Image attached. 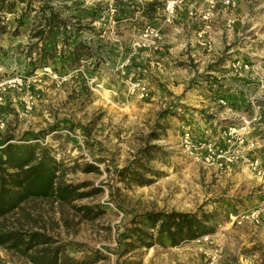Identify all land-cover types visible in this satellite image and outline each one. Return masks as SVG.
Instances as JSON below:
<instances>
[{
	"label": "rangeland",
	"instance_id": "rangeland-1",
	"mask_svg": "<svg viewBox=\"0 0 264 264\" xmlns=\"http://www.w3.org/2000/svg\"><path fill=\"white\" fill-rule=\"evenodd\" d=\"M167 1L53 0L73 24L72 47L83 42L93 56L76 70L58 62L57 72L34 74L28 25L16 32L20 13L7 14L0 144L46 147L59 181L99 191L70 204L31 199L0 218V234L51 237L30 253L60 248L89 264H264V0H184L172 15ZM140 164L149 184L120 180ZM172 211L212 213L217 231L125 251L141 217ZM30 253L0 245V264H34Z\"/></svg>",
	"mask_w": 264,
	"mask_h": 264
},
{
	"label": "trees",
	"instance_id": "trees-1",
	"mask_svg": "<svg viewBox=\"0 0 264 264\" xmlns=\"http://www.w3.org/2000/svg\"><path fill=\"white\" fill-rule=\"evenodd\" d=\"M52 2L53 0H38L40 7L34 10L32 7L35 0H0V34L6 32V27L2 24L7 14L20 13L16 32L21 26L28 25L31 44L27 49V58L30 59L28 65L31 67V74L45 67H52L57 72L58 62L65 70H76L82 66V60L93 56L83 42L72 47L70 31L73 24L52 6ZM60 43L62 49H58ZM97 68L99 65L95 69ZM14 140L13 137H8L0 144V218L13 213L31 199H53L61 204H70L99 194V191L79 192L80 187L59 181L62 171L48 148L40 147L37 143L19 144ZM154 150L151 152L150 149H145L143 153L152 159L157 154ZM144 171L150 172L142 164L135 168H124L119 172L120 180L132 183L131 186H144L151 182L145 178ZM82 211L86 212V219L93 213L91 207H84ZM136 225L125 237L130 240L125 243V251L131 252L140 247L149 249L156 244L166 243L171 247H178L213 235L218 228L214 214L200 211L147 213ZM51 240V237L39 232L0 234V245L12 242L14 248L22 249L25 254L34 252L40 246H50ZM36 252L29 255L34 264L93 263H80L70 259L60 248L47 247Z\"/></svg>",
	"mask_w": 264,
	"mask_h": 264
},
{
	"label": "built area",
	"instance_id": "built-area-1",
	"mask_svg": "<svg viewBox=\"0 0 264 264\" xmlns=\"http://www.w3.org/2000/svg\"><path fill=\"white\" fill-rule=\"evenodd\" d=\"M184 0H168L167 4H166V8H165V12L168 13L169 15L174 14L175 12V7L177 6V3L180 2V4L183 2ZM211 7H215L217 4H219L220 2L223 3V5L225 6H230L232 5V1L231 0H205ZM154 29H152V27H149L147 30V33H154ZM190 135L187 134L185 136V147L188 149H192L194 147V145H192V142L190 141Z\"/></svg>",
	"mask_w": 264,
	"mask_h": 264
}]
</instances>
